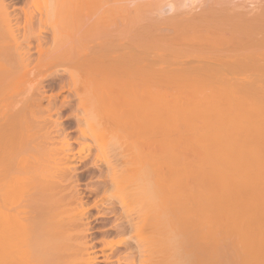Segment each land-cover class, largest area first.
Returning <instances> with one entry per match:
<instances>
[{
    "label": "bare ground",
    "instance_id": "6f19581e",
    "mask_svg": "<svg viewBox=\"0 0 264 264\" xmlns=\"http://www.w3.org/2000/svg\"><path fill=\"white\" fill-rule=\"evenodd\" d=\"M14 1L0 264H264V0ZM96 141L118 156L89 162L85 197ZM89 207L118 220L100 254Z\"/></svg>",
    "mask_w": 264,
    "mask_h": 264
},
{
    "label": "rangeland",
    "instance_id": "374dc122",
    "mask_svg": "<svg viewBox=\"0 0 264 264\" xmlns=\"http://www.w3.org/2000/svg\"><path fill=\"white\" fill-rule=\"evenodd\" d=\"M237 1V0H236ZM240 1H242V0H240ZM250 0H246V3H248ZM238 2H239V0H238ZM14 6H16L15 7V9H14V11L15 12H20V8H19V6L21 5V1L20 0H15L14 1ZM17 7H18V9H17ZM88 19V18H87ZM88 36V35H87ZM87 38H89V37H87ZM90 39H91V37H90ZM89 39V40H90ZM88 40V39H87ZM31 51H33V49H31ZM34 53V52H33ZM36 55V53H34L33 54V57H36L35 56ZM63 78H66V76H63ZM50 91H48L47 93H49ZM66 112V113H65ZM70 114V110H66V111H63V113H62V116L63 117H66L67 115H69ZM69 123V125L68 126H66V128H68V130H71V131H69V138H70V140L72 141V140H74V138H75V136H77V131L76 130H72V129H74L75 128V124L72 122V121H65V124H68ZM72 123V124H71ZM74 125V126H73ZM69 126H71V128L69 127ZM99 139V138H98ZM97 139V140H98ZM87 139H85L84 140V143L86 144V143H88L89 141L87 140ZM86 141V142H85ZM98 141H102V140H98ZM98 141H96L97 142V144L96 143H94L93 145H95L94 146V148L92 147L91 148V150H90V152H88V154H85L86 152L85 151H83L84 152V154L85 155H87L86 156V159L87 158H89V159H85L86 161H84V162H81V164H79V165H77V172H76V174L77 175H80V176H78V178H79V180H81L83 183H85L86 181H85V178H87L88 180L90 179V174H92L91 176V181L89 180H87V182L86 183H88V184H80V186L79 187H81V188H79V191L82 193L83 192V194L85 195V194H88L89 193V189L88 188H84V189H82V187H87V186H91V184L93 185V184H95L96 182H97V179H96V175H94L95 174V170H94V168H91L90 166V164L91 163H89L91 160L93 161V160H95V159H98L99 158V160H100V158L101 159H103L104 160V158L106 157V159L109 157V158H113L114 156V154H116V153H114L115 152V150H114V145H113V149L111 148V143L112 142H109V144L110 145H108L107 147H106V144L105 145H103V144H101V145H103L102 147H100L99 148V146H100V144L98 145ZM106 141L107 140H104V141H102V142H104V143H106ZM112 141V140H111ZM89 144V143H88ZM72 145H73V150L75 151L76 149V147H77V145H76V143H72ZM98 147H97V146ZM105 146V147H104ZM97 148L99 149V151L97 152L96 150H97ZM110 148V149H109ZM93 150V151H92ZM109 150H110V152H109ZM108 151V152H107ZM82 152V153H83ZM96 152V153H95ZM107 152V153H106ZM77 154V152H74V157H75V155ZM82 153H79L78 155L80 156V158L82 157ZM91 153H93V156H92V154ZM105 153V154H104ZM113 153V154H112ZM97 154V155H96ZM89 155H90V157H89ZM95 155V156H94ZM92 156V157H91ZM105 156V157H104ZM118 155H116L115 157H117ZM78 156L76 155V158H77ZM104 157V158H103ZM114 157V158H115ZM73 158L72 157V159H75V161L79 158ZM92 158H94V159H92ZM101 161V160H100ZM87 163V164H86ZM84 164V165H83ZM82 168V169H81ZM83 168H85V169H83ZM89 168V169H88ZM88 169V171L86 172V170ZM82 170V171H81ZM89 170H90V172H89ZM92 170H93V173H92ZM84 171V172H83ZM89 172V173H88ZM83 175V176H82ZM93 176H94V178H93ZM81 177V178H80ZM85 177V178H84ZM84 179V180H83ZM95 179V180H94ZM80 181V182H81ZM95 182V183H94ZM93 196L94 195H90V196H87V199L89 200L88 201V203L89 202H91L92 201V199H93ZM85 197H86V195H85ZM87 203V204H88ZM92 203V202H91ZM90 204V203H89ZM90 208V209H89ZM88 208V210H87V214L89 215L87 218H86V220H84V221H86V223L88 222L89 224H88V226L90 227V229L91 230H89V232L87 233V235H88V241H89V243H93V246H94V252H95V254H100L101 253V246L100 245H102V243H101V239L102 238H104V237H113V236H115V233H114V231L113 230H111L110 229V226L112 225V224H114V223H116L118 220L116 219V218H114L115 216L114 215H110V213H109V215H105V216H99L98 215V213H97V209H95V208H92V207H89ZM92 208V209H91ZM105 211H107V212H111V214H113L112 212H119L120 211V208L119 207H112L111 209L109 208V209H105ZM94 214V215H93ZM91 215V216H90ZM114 218V219H113ZM88 220V221H87ZM98 221V222H97ZM113 221V222H112ZM112 232V233H111ZM113 234V235H112ZM106 235V236H105ZM100 237V238H99ZM116 237V236H115ZM94 240V241H93ZM97 249V250H96ZM125 250V248L124 247H120L119 248V251H118V253L119 254H121V255H123V253L126 251H124ZM117 253V254H118ZM101 257V256H100ZM99 257V259H102V258H100ZM97 264H108V263H106L105 261H102V262H100V261H98L97 262Z\"/></svg>",
    "mask_w": 264,
    "mask_h": 264
}]
</instances>
